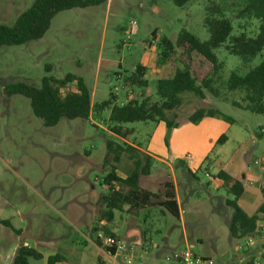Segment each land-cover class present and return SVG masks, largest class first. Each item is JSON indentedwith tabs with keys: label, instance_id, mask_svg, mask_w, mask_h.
<instances>
[{
	"label": "rangeland",
	"instance_id": "374dc122",
	"mask_svg": "<svg viewBox=\"0 0 264 264\" xmlns=\"http://www.w3.org/2000/svg\"><path fill=\"white\" fill-rule=\"evenodd\" d=\"M34 1L0 0V24L12 25ZM213 1L232 18L236 33L246 30L257 34L259 20L238 17L248 0ZM208 4L209 0H191L185 6L172 0H111L59 12L39 40L0 46V219H9L14 228L22 227L36 235L27 241L31 246L39 241L38 250L46 259L32 258L31 264H45L47 257L58 253L65 264H112L102 240L103 248L96 244L99 233L106 235L105 228L113 230L118 226L120 229L114 232L128 243L145 242L144 236L139 240L123 238L136 229L135 225L141 235L147 232L148 247L154 250L159 245L165 249L162 264L168 254L187 247L213 258L216 264L249 262H243L239 249L246 239L231 236L234 208L226 200L232 195L215 187L213 178L201 167L212 162L209 170L216 171L219 150L226 143H218L223 135L228 140L224 149L227 153H242L250 165L264 158V113L235 106L233 101H242L245 92L227 88L233 72L245 75L249 71L240 56L217 49L224 63L215 85L217 95L207 91L205 98H201L185 92L180 106L167 113L175 126L154 121L126 123L124 127L130 130L127 139L110 130L109 109L99 114L93 112L89 119L63 117L58 124L46 126L34 114L31 100L9 92L8 87L15 82L40 86L46 75L63 78L73 73L91 87L98 82L101 90L94 104L107 100L110 92L117 94V103L121 104L128 91L119 73L130 74L140 63L161 66L159 44L163 38L175 42L182 30L201 40L210 37L204 24ZM263 57L264 50L251 65L259 64ZM166 66L167 72L161 77L170 78L174 71L169 69L170 64ZM147 79L146 87H134L132 92L139 100L143 93L158 101V76L150 70ZM201 109L216 110L221 115L210 121L192 122L190 116ZM108 140L120 144L134 142L171 163L178 162L180 216L170 213L162 203L166 199V182L174 184L170 167L153 163L151 174L140 178L141 187L153 193L151 204L139 210L117 212L113 223H101L95 229L98 203L107 191L102 180L112 169V159L105 162ZM188 152L191 158L187 157ZM137 154L144 164V154ZM184 164L194 175L185 170L187 166L181 167ZM117 167L120 174L127 175L133 169L131 158L124 156ZM256 238L264 241V229H259ZM17 242L13 229L0 224V264L11 263L8 257L14 253ZM116 259L124 262L123 255Z\"/></svg>",
	"mask_w": 264,
	"mask_h": 264
},
{
	"label": "trees",
	"instance_id": "16d2710c",
	"mask_svg": "<svg viewBox=\"0 0 264 264\" xmlns=\"http://www.w3.org/2000/svg\"><path fill=\"white\" fill-rule=\"evenodd\" d=\"M107 1L35 0L12 25L0 24V46L21 45L39 40L50 29L52 20L59 12L101 5ZM172 1L178 6H185L191 0ZM238 17L259 20L257 34L251 35L246 30L236 33L232 18L226 16L213 0H209L204 18V24L210 34L207 40H201L188 30H182L175 42L167 38L162 39L159 44L161 64H170L174 75L157 80L158 101L145 97L143 93L142 100H139L129 92L126 101L118 104L117 94L110 92L107 100L92 104V93L84 78L73 73H68L63 78L46 75L42 78L40 86L25 82L11 83L8 86L9 92L28 97L34 114L40 117L46 126L58 124L63 117L89 119L93 112L99 114L109 109L110 130L117 136L127 139L130 130L124 127L126 123L163 121L169 127L175 126L176 123L168 118L167 113L180 106L181 95L185 92H193L201 98H205L207 91L217 95L215 85L224 63L220 61L216 50L224 48L230 54L240 56L246 66H249V71L245 75L233 72L228 79L227 88L230 91L245 92L242 101H233V104L252 112L264 113V57L259 64L251 65L264 50V0H248ZM153 36L155 39V33ZM146 72L147 67L140 63L132 73L127 75L119 73L118 77L123 80L127 91H130L134 87L143 88L148 85ZM217 115H221L219 111L201 109L191 115L190 120L196 123L206 116ZM226 140L227 136L223 135L218 143L223 144ZM107 150L105 162L111 158L112 169L103 177L102 184L107 187V191L101 196L97 207V223H105V225L113 223L116 213L123 212L126 206L128 211L148 206L153 196L152 192L143 189L140 185L141 176L149 175L151 171V158L144 155L145 163L143 164V160L137 154L138 150L133 145L120 144L113 140L107 141ZM126 155L131 158L133 169L123 178L118 175L117 166ZM213 177L218 178L227 194L232 195V198L229 197L226 200V203L234 208L230 225L231 236L239 239L264 229L258 226V221L264 220V205L254 215H249L239 205V199L244 192L242 182L222 170ZM262 191L264 194V187ZM165 197L162 203L168 211L175 216H180L176 187L172 182H166ZM0 224L11 227L17 235L21 233V230L12 226L9 219H0ZM94 227L98 229V226ZM146 233L144 232L143 238L145 244L148 242ZM105 234L116 235L108 228H105ZM96 244L103 248L99 236ZM106 250L115 254L114 247H106ZM32 258L42 259L43 254L33 247L26 246L23 241L13 257L12 264H30ZM253 260L248 264H252ZM58 263L65 264L64 257L59 253L47 258V264Z\"/></svg>",
	"mask_w": 264,
	"mask_h": 264
},
{
	"label": "crops",
	"instance_id": "0c3cea01",
	"mask_svg": "<svg viewBox=\"0 0 264 264\" xmlns=\"http://www.w3.org/2000/svg\"><path fill=\"white\" fill-rule=\"evenodd\" d=\"M110 1L111 0H108L107 3H109ZM78 64L80 65V61H78ZM143 65L147 67L146 78L148 77L150 70L152 73H154L156 76H158V79L161 78V76L163 74H165L166 67H167L166 64H161V66L159 64V67L156 64L157 66L156 65H153V67L150 66L151 68L145 64H143ZM169 69H172V68L169 67ZM67 74H65V75H67ZM87 85H88V87L92 93V104H94V98H96V96L99 93V90H101V89H99L97 81L94 82L92 87L89 84H87ZM129 92H130V94H133V97H135V94L132 92V90L128 91V93ZM211 119H213V116H206L201 121H210ZM160 122H163V121H160ZM227 141L228 140H226L225 142L227 143ZM226 143L224 145L221 144V145H223V147L221 148V150H219L218 157L216 159V171L215 172L212 173L209 170V166L213 165L212 162H205L201 165V167L202 166L205 167V169L207 170V174H209L213 178V184L217 188H221L222 185H221L220 180L216 177H213V176H215L221 170L225 171L226 173H228L230 176L234 177L235 179L241 181L243 186H244V192L239 199V205L242 208H244V210L249 215H254L258 212L259 208L262 205H264V194L262 191V185L264 183V165H262V166L250 165L249 162L247 163L245 161L244 155L242 153H240V155H238V154L233 155L231 153H227V151H224ZM130 144H132L138 151H140L144 155H147L148 157H150L151 158V165L153 163H157L160 165L162 164L163 166L167 165L170 167V169L172 171V178L171 179L173 180L175 187H176L177 200L179 203L180 213H181V206H180L179 193H178L177 174H176V164L178 162L171 163L170 161L166 160V158L162 157L161 155H158V154L150 151L149 149H145L142 146H140L139 144H135V143H130ZM255 144H256V142H255ZM187 157L191 158L192 154L188 152ZM183 160H185V159L183 158ZM177 165H179V164H177ZM186 166H187L186 164H184V166L181 165V167H183V168ZM158 167H160V166L157 165V168ZM152 168H151V170H152ZM194 168H197V167H194ZM185 170L191 174H194L188 166ZM119 172L120 171H119V167H118L117 173L119 176L125 178L128 175V174L122 175ZM149 174H151V171ZM124 211H128V206L125 207ZM95 222H97V221H95ZM128 224H129V222H128ZM263 224H264V220L258 221V226H260V227L264 226ZM97 225H99V224L96 223L93 226H97ZM135 226H136V229H133V231L131 232L130 235L128 233L123 238L127 239L128 236H131L133 238H138V240H139V238L143 237L144 234L141 235L142 231L139 229L138 225H135ZM17 228L19 230H21V233L19 235H17L18 242L15 245L14 253L11 252L9 254L8 259L11 262L10 264H12L13 257L15 256V253H16L18 247L20 246L21 242L25 241V243H27L30 247H33L37 250L40 246L39 241L37 242V244H35V246H31V244L27 241V240L35 239L36 238L35 234H30V232L25 231V229H23L22 227H17ZM119 229L120 228L118 226H115V229H113V231H118ZM243 238L246 239V243H244L243 246L239 247V249L241 248V251H242L243 262L246 261V259H249V261H251L252 259L257 258L263 250L261 248V246H262V244H264V241L256 238V234L245 236ZM139 241L144 242L143 240H139ZM155 248L156 249L152 250L147 245V253L143 250L139 251V253L140 254L144 253L143 259H145L149 263L162 264L163 257L165 255L166 251H165V249L160 248L159 245H156ZM75 250H77V249H75ZM104 250H105V252L108 253V251L106 249H104ZM42 259H46L44 254H43ZM248 263L249 262H247L245 264H248ZM30 264H31V262H30ZM45 264H47V261ZM58 264H61V263H58ZM103 264H105V263H103Z\"/></svg>",
	"mask_w": 264,
	"mask_h": 264
},
{
	"label": "built area",
	"instance_id": "2783aa9c",
	"mask_svg": "<svg viewBox=\"0 0 264 264\" xmlns=\"http://www.w3.org/2000/svg\"><path fill=\"white\" fill-rule=\"evenodd\" d=\"M133 24H136L135 21H133ZM153 42H155V39H153ZM117 89V87H116ZM261 131L264 132V127L261 128ZM256 140H253V143H255ZM254 164L257 166L264 165V158L262 161L259 159H256L254 161ZM264 187V183L262 185ZM99 238L102 240L104 246L106 247H114L115 248V254H111L108 252V254L111 255L113 259L112 264H154L149 263L143 259V254H140L139 251H145L147 253V244L144 242L136 243L131 242L128 243L126 240H123L118 235H103L99 233ZM26 246L30 247L27 243H25ZM124 256V262H119L116 258L117 256ZM163 264H216L213 258L208 256H203L195 253L191 247H187L184 250H175L172 253L168 254L165 257ZM252 264H264V248L261 252V254L252 261Z\"/></svg>",
	"mask_w": 264,
	"mask_h": 264
}]
</instances>
